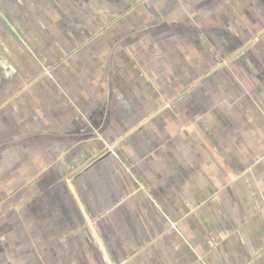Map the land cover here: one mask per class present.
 Returning a JSON list of instances; mask_svg holds the SVG:
<instances>
[{
  "label": "crops",
  "instance_id": "0c3cea01",
  "mask_svg": "<svg viewBox=\"0 0 264 264\" xmlns=\"http://www.w3.org/2000/svg\"><path fill=\"white\" fill-rule=\"evenodd\" d=\"M0 264H264V0H0Z\"/></svg>",
  "mask_w": 264,
  "mask_h": 264
}]
</instances>
